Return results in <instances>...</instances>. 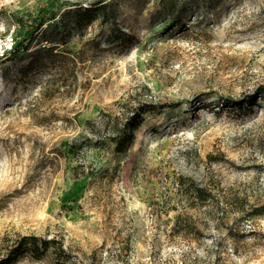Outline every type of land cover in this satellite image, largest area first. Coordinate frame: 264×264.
I'll use <instances>...</instances> for the list:
<instances>
[{"label":"rangeland","instance_id":"obj_1","mask_svg":"<svg viewBox=\"0 0 264 264\" xmlns=\"http://www.w3.org/2000/svg\"><path fill=\"white\" fill-rule=\"evenodd\" d=\"M45 2L0 0V259L264 264V0H53L22 39Z\"/></svg>","mask_w":264,"mask_h":264},{"label":"trees","instance_id":"obj_2","mask_svg":"<svg viewBox=\"0 0 264 264\" xmlns=\"http://www.w3.org/2000/svg\"><path fill=\"white\" fill-rule=\"evenodd\" d=\"M53 0H46L45 4H41L37 8V20L34 24L28 28L24 35L22 36V39H26L27 35L35 30H37L40 25L44 22V15L52 8ZM106 3H100L95 6H89L88 8H85V11H92V15L89 18V20H94L99 13L104 14L106 11ZM21 41V40H20ZM18 43V40H15L13 43V46ZM264 89V88H263ZM264 91V90H261ZM260 91V92H261ZM245 98V102L247 101ZM255 100V98H253ZM154 103H140L134 107L131 108L123 119V121L119 124V126H116V129L114 130L113 134L109 136V140L113 143V150L116 152H123L127 150V148L130 146V144L133 142L135 138V130L140 125L142 121V114L143 112L147 110H154L155 108ZM118 125V123H117ZM38 238L34 234H27L20 237L18 242L14 247H12L9 252L6 254V256L2 257L0 259V264H10L14 262L18 256L22 253V250L24 248H35L37 249L39 247L38 244ZM44 245L47 244L46 239H42Z\"/></svg>","mask_w":264,"mask_h":264}]
</instances>
